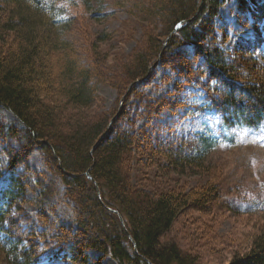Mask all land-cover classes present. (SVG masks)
<instances>
[{
  "label": "trees",
  "instance_id": "trees-1",
  "mask_svg": "<svg viewBox=\"0 0 264 264\" xmlns=\"http://www.w3.org/2000/svg\"><path fill=\"white\" fill-rule=\"evenodd\" d=\"M228 2H235L240 27L254 29L235 48L227 45L230 24L221 23ZM130 12L142 23L138 49L112 57L101 48L110 37L101 33L83 56L66 38L73 21L62 0H0V108L15 117L0 124L7 156L0 264H102L106 257L118 264H204L168 235L180 223L190 228L188 213L220 199V177L208 164L216 139H156L150 126L165 111L183 119L188 90L186 98L203 97L197 109L221 117L223 137L264 123V64L254 56L264 42V0H133ZM158 67L170 69L162 81L172 87L148 99L139 86ZM104 84L117 90L108 108L98 92ZM34 150L64 185L75 228L45 209L36 225H24ZM226 264H264V227Z\"/></svg>",
  "mask_w": 264,
  "mask_h": 264
},
{
  "label": "rangeland",
  "instance_id": "rangeland-1",
  "mask_svg": "<svg viewBox=\"0 0 264 264\" xmlns=\"http://www.w3.org/2000/svg\"><path fill=\"white\" fill-rule=\"evenodd\" d=\"M130 2L133 0H62L73 21L66 38L74 42L80 55L86 56L97 34L104 33L110 39L101 44L103 51L112 57L127 58L142 44L143 33L142 23L133 18L130 12ZM234 5L235 2H228L221 9V23L230 24V39L227 43L230 48L254 36L252 27H240ZM254 56L259 63L264 64V42L254 52ZM169 71V68L162 67L153 70V78L150 82L140 84V92L148 99L161 96L172 87L164 85L162 81L163 74ZM98 92L104 101V108H108L117 97V90L106 84L99 85ZM191 92L186 91L182 98L189 103L181 112L186 115L183 119L179 120L165 111L162 118L154 120L150 127L156 139L201 135L216 139L208 156V164L218 172L222 192L220 199L208 210L187 214L194 225L189 223L191 227L187 228L181 227L180 223L168 237L183 250L196 254L204 264H226L234 254L245 251L251 237L264 227V123L256 128L232 129L223 137L227 132L220 126L221 117L209 110L197 109L195 104L200 103L203 97L186 98ZM135 96L132 99L137 105L140 98ZM14 121L15 117L8 110L0 108V124L7 125ZM16 143L12 142L15 147ZM3 147L0 144V190L7 184V156ZM29 166L31 171L25 178L27 201L23 209L30 216V221L24 222V225H36L37 213L45 209L50 211L51 216L75 228L73 211L63 198L65 187L59 178L46 169L39 151L32 152ZM197 184L195 176L189 185L193 187ZM100 256V253H91L92 258ZM101 263L118 264L110 257L103 258Z\"/></svg>",
  "mask_w": 264,
  "mask_h": 264
},
{
  "label": "water",
  "instance_id": "water-1",
  "mask_svg": "<svg viewBox=\"0 0 264 264\" xmlns=\"http://www.w3.org/2000/svg\"><path fill=\"white\" fill-rule=\"evenodd\" d=\"M182 24H183V23H179V24L177 25L176 29H177V30L180 29V27L182 26ZM87 175H88L89 177H91L89 173H87ZM122 222L124 223L123 219H122Z\"/></svg>",
  "mask_w": 264,
  "mask_h": 264
}]
</instances>
